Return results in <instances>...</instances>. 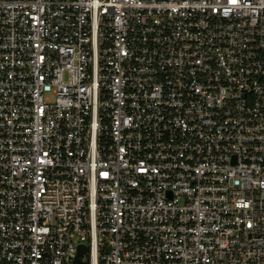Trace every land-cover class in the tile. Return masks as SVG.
<instances>
[{
  "label": "built area",
  "instance_id": "obj_1",
  "mask_svg": "<svg viewBox=\"0 0 264 264\" xmlns=\"http://www.w3.org/2000/svg\"><path fill=\"white\" fill-rule=\"evenodd\" d=\"M0 264H264V0H0Z\"/></svg>",
  "mask_w": 264,
  "mask_h": 264
},
{
  "label": "water",
  "instance_id": "obj_2",
  "mask_svg": "<svg viewBox=\"0 0 264 264\" xmlns=\"http://www.w3.org/2000/svg\"><path fill=\"white\" fill-rule=\"evenodd\" d=\"M84 252H85V249L82 251V248H81V252L79 253V256L77 257V262L80 263V255H81L82 253H84Z\"/></svg>",
  "mask_w": 264,
  "mask_h": 264
}]
</instances>
